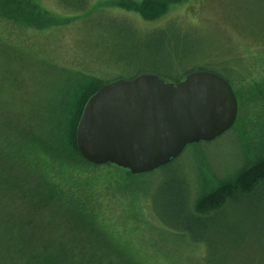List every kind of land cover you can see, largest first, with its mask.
Wrapping results in <instances>:
<instances>
[{
  "label": "rangeland",
  "instance_id": "1",
  "mask_svg": "<svg viewBox=\"0 0 264 264\" xmlns=\"http://www.w3.org/2000/svg\"><path fill=\"white\" fill-rule=\"evenodd\" d=\"M127 1L0 0V128L53 139L63 122L56 103L77 95L86 83L83 75L105 82L155 73L168 80L163 75H171V68L179 74L224 65L225 78L234 69L244 71L243 77L229 76L237 89L235 127L211 143L185 148L170 166L143 174L112 164L77 166L73 191L84 190L94 204L88 200L82 224L74 223L75 209L69 215L49 204V235L72 241L76 234L83 243L80 258L95 245L112 264H264L263 211L212 215L195 239L173 216L182 194L194 191L199 171L211 187L213 172L223 175L237 166L241 147L264 135V0H164L165 14L148 20L122 9ZM0 171V179L8 181L9 173L34 186L23 165L3 159ZM15 188L9 184L3 191L20 210Z\"/></svg>",
  "mask_w": 264,
  "mask_h": 264
},
{
  "label": "trees",
  "instance_id": "2",
  "mask_svg": "<svg viewBox=\"0 0 264 264\" xmlns=\"http://www.w3.org/2000/svg\"><path fill=\"white\" fill-rule=\"evenodd\" d=\"M163 1L144 0L140 3H129L128 0L127 4H122L120 7L141 15L147 20L157 19L161 14H165L167 9ZM28 6L27 10L35 8L34 6ZM225 66L219 69L206 66L197 70H181L179 74L171 68V75L163 76L168 79L165 80L166 82L177 83L194 71L213 72L223 77L231 85L237 98V89L229 76L230 74H238L243 77L242 72L244 71L241 68L234 69L235 71H231V73L226 71L228 78H225L222 73L225 71L223 69H227ZM142 74H133L126 79L131 80ZM152 74L163 79L160 74ZM83 76L86 78V83L83 88L78 89L77 95L71 96L72 93H69L63 101L59 102L58 100L56 103L59 118L63 122L56 129L53 139L47 140L30 131L23 132L15 128L6 129L5 125L0 128V161L4 159L10 165H23L28 169L29 175L34 180V186L28 187L21 184L22 182L16 180L9 173L7 175L8 181L0 179V264L113 263L104 254L98 255L100 251L95 245L90 246L94 251L90 250L86 258H80L83 243H81L82 240H76V236H78L76 234H73L72 241H70L66 237L64 238L67 240L54 239L53 235H49L47 231L49 225L46 223L45 211L47 213L49 204L50 206L53 203L57 204V206L63 208V212L65 211L69 215L71 214L70 210L75 209L78 213L77 217L73 214L74 221H76L74 223L76 224H82L85 213H87L84 211L88 200L94 204V200L90 199L84 190L79 194L73 191L75 187L73 180L78 178L77 166L85 163L95 165L85 160L79 153L76 145V128L88 99L103 85L121 77L104 82L88 74ZM61 125L65 127L62 128ZM234 127L235 124L225 133L228 135L229 132L234 130ZM216 139L209 142L201 141L190 144L185 148L202 143H211ZM240 151V163L227 170L223 175L210 170L213 172L212 180H214L211 187L208 186L199 171V180L196 184L194 183V191L182 194L179 206L173 212V216L177 219L178 225L190 227V229H184L191 234L193 239H195L194 237L198 232H204L201 227L207 224L212 215H217L227 209L264 212V135L254 137L248 143V146L245 149L241 147ZM206 159L208 164L211 165L208 156H206ZM175 160L177 159L160 168L170 166ZM124 170L132 174L129 170ZM0 174H2L1 171ZM9 184L11 186L12 184L17 185L15 190L17 189V192L20 193L21 198L19 199L23 205L20 210H17L18 202L12 198L8 199L9 193L3 191V188L7 190ZM191 196L193 197L191 198ZM262 234L264 233L262 232ZM98 238H101L100 235ZM112 249L110 247V250ZM112 251L114 255V249ZM66 255L70 259L77 258L79 260H76L75 263H66L64 259ZM105 257L107 258L106 262H104ZM130 262L135 264L132 260ZM114 264H117V262L115 261Z\"/></svg>",
  "mask_w": 264,
  "mask_h": 264
},
{
  "label": "water",
  "instance_id": "3",
  "mask_svg": "<svg viewBox=\"0 0 264 264\" xmlns=\"http://www.w3.org/2000/svg\"><path fill=\"white\" fill-rule=\"evenodd\" d=\"M237 115L231 85L213 72L194 71L177 83L154 74L120 78L86 102L76 145L90 163L143 174L170 163L190 144L221 136Z\"/></svg>",
  "mask_w": 264,
  "mask_h": 264
}]
</instances>
